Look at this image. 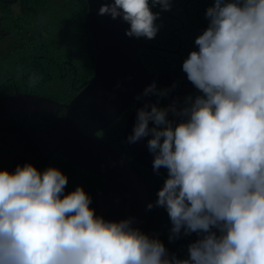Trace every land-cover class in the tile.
Instances as JSON below:
<instances>
[{"label": "clouds", "instance_id": "clouds-1", "mask_svg": "<svg viewBox=\"0 0 264 264\" xmlns=\"http://www.w3.org/2000/svg\"><path fill=\"white\" fill-rule=\"evenodd\" d=\"M184 3L172 8V0H113L102 4L98 15L122 18L130 25L126 35L140 43L138 38L151 40L159 31L155 22L161 13L152 8L176 12L185 10ZM205 18L206 29L201 12L194 17L201 26L182 36L188 46L182 70L200 95L188 96L182 108L167 98L165 108L146 103L127 138L136 143L150 136L154 171L167 169L148 208L166 209L169 239L177 238L180 246L140 230L150 214L139 228L132 218L117 222L98 216L99 192L72 176L74 163L65 150L57 151H64L59 161L52 160L55 152L44 165L39 151L0 144V264H264V0H214ZM141 51L146 49L140 50L142 57ZM40 78L33 74L29 85ZM167 92L153 82L143 95L166 97ZM169 113L180 121L169 119ZM11 118L14 129L50 131L23 130ZM9 148H21L22 155L11 160L3 153ZM34 152L41 161L27 157ZM21 160L28 164H18ZM93 198L97 215L90 208ZM190 234L198 238L185 256L181 241Z\"/></svg>", "mask_w": 264, "mask_h": 264}, {"label": "water", "instance_id": "water-1", "mask_svg": "<svg viewBox=\"0 0 264 264\" xmlns=\"http://www.w3.org/2000/svg\"><path fill=\"white\" fill-rule=\"evenodd\" d=\"M88 2L97 55L93 79L68 104L49 97L23 93H15L3 99L0 102V144L9 147L21 145L26 151H39L44 165L55 152L65 150L75 165L106 180L104 194L101 196L96 192L98 216L117 222L132 218L133 227L139 228L150 211L148 205L151 204V191L148 183L139 169L103 140L99 133L134 103L125 124V144L132 159L154 171V155L147 150L149 137L136 143H129L127 138L133 132L138 109L146 103L151 105L156 102V94L143 95L144 90L153 82L156 86L161 84L164 89H168L166 98L170 105L175 103L181 108L173 95L175 80L167 73L151 72L145 67L140 50L155 49L138 43L135 37L127 36L126 30L130 28L128 23L122 18L98 15L101 5L112 3L113 0ZM23 109L45 116L56 115L65 109L67 112L60 119L57 129L22 131L11 126L10 118ZM18 164L28 162L21 160ZM159 171L167 169L162 167Z\"/></svg>", "mask_w": 264, "mask_h": 264}, {"label": "trees", "instance_id": "trees-1", "mask_svg": "<svg viewBox=\"0 0 264 264\" xmlns=\"http://www.w3.org/2000/svg\"><path fill=\"white\" fill-rule=\"evenodd\" d=\"M181 1L172 0V8ZM187 2L189 11H197L200 15L203 11V24L206 29L209 22L205 18V13L208 7L213 6L214 0H187ZM183 8L184 6H180V9ZM152 11L161 13L155 22L159 26V22L168 11H161L160 7H154ZM205 29L198 31L199 35ZM154 39L138 38L140 43L146 45L165 46L176 43L170 32L161 35L160 26ZM150 64H154V61H150ZM95 66L96 52L88 0H17L15 2L0 0V101L20 92L49 97L61 103H70L88 85L95 74ZM152 68L155 69L154 66ZM33 74L41 77L34 87L29 85V77ZM157 89L163 90L158 86ZM189 95L195 97L200 93L195 90L190 91ZM184 102L185 99H181L182 106ZM156 104L161 108L169 106L165 95H156ZM133 108L134 104H131L119 119L100 131L99 135L142 172L151 189L154 199L152 204H155L157 193L167 178V171H159L157 174L140 165L130 156L125 144L124 129ZM65 113L66 111H62L55 118L41 114L32 115L27 110H22L18 116L11 118V122L23 130L50 129L57 126L59 117ZM169 119L177 123L180 121L171 113ZM153 126L152 123L151 127ZM3 153L14 160L22 155V149H3ZM70 165L72 176L78 177L82 184L88 183L103 195L106 187L104 178L87 173L72 163ZM5 169L6 167L1 168V170ZM92 204L90 208L95 209L97 215L98 205L94 198ZM150 215L148 223L140 230L171 247L175 244L180 246L177 238L169 239L172 223L166 209L153 207ZM197 238L198 236L190 234L181 241V251L185 256L188 255V245Z\"/></svg>", "mask_w": 264, "mask_h": 264}, {"label": "flooded vegetation", "instance_id": "flooded-vegetation-1", "mask_svg": "<svg viewBox=\"0 0 264 264\" xmlns=\"http://www.w3.org/2000/svg\"><path fill=\"white\" fill-rule=\"evenodd\" d=\"M184 5L185 10H178L174 12L173 10H170L166 16H164L161 21L159 22L161 35L167 34L169 31L171 32L173 38H175L176 43L174 45L169 44L162 46L155 45L158 48H160V51H141L143 60L148 67V69L152 72L157 71H163L167 74H169L174 80H175V86H174V98L177 100L178 105L182 108V104L180 103L181 99H186L189 95L190 91H194L195 87L193 84L188 81L187 74L182 70V65L184 60L187 58L185 50L187 49V45L184 44L183 35H186L189 32H193L196 29H198L201 24H197L194 21V17L198 15L199 12L192 13L189 10H187L188 2L185 0ZM203 12V11H202ZM186 23H193L196 25V28L187 26ZM204 26H202L203 29ZM155 40V39H152ZM192 45L190 44L189 47ZM155 52H158L157 54ZM150 61H154V64H150ZM147 62L149 64H147ZM155 67L152 68V66ZM158 87H161L164 90V86L161 84L157 85ZM55 118L58 117V115L53 116ZM61 117H59L60 120ZM59 127V122L57 126H53L49 130H54ZM62 154H64V151L57 152L52 160H56L58 157V161L62 157ZM28 158L32 160H40V154L37 152L29 153L27 155ZM66 157V156H64ZM50 163V162H49ZM53 167L59 168L64 171H68L67 168L62 166H56L53 165ZM102 195V194H101ZM151 211V209H150ZM150 211L147 212V216H149Z\"/></svg>", "mask_w": 264, "mask_h": 264}]
</instances>
